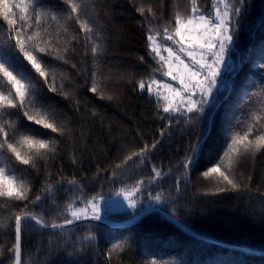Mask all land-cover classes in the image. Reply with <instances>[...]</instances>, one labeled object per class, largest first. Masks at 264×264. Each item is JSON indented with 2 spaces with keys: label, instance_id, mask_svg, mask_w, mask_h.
<instances>
[{
  "label": "trees",
  "instance_id": "obj_1",
  "mask_svg": "<svg viewBox=\"0 0 264 264\" xmlns=\"http://www.w3.org/2000/svg\"><path fill=\"white\" fill-rule=\"evenodd\" d=\"M77 2L82 5V19L100 33L103 51L95 57V65L91 41L75 21L65 22L70 8L64 0H33L35 7L58 16L44 21L49 33L45 39L61 49L69 37L78 39L70 42L67 63L41 54L51 67L50 82L55 76L57 92L49 91L31 73L22 55L16 63L32 75L36 96L55 110L57 119L70 131L61 137L19 114L21 131H43L41 138L58 140V154L47 166L38 161L39 171L8 155L0 157V166H6L8 175L14 169L25 181L30 199L41 196L36 205L27 208L21 202L0 198V264L14 263L15 215L28 211L46 225L63 222L72 219L71 211L88 201L121 191L131 192L136 206L113 211L107 220L124 222L142 209L160 207L206 237L264 252V149L233 157L230 168L226 155L232 132L243 134L250 113L264 103V0H227L241 9L233 17L237 23L232 53L239 64L218 94L215 108L203 120L195 113H165L161 103L139 87L151 77L163 78L164 64L151 49L148 36L165 41L164 28L173 33L175 12L188 15L190 0ZM215 2L197 0V7L209 15ZM141 7L143 14L137 10ZM14 13L20 27V13ZM65 26L68 33L63 31ZM8 30L0 17V42L8 40ZM92 40H97L95 33ZM17 55L12 52L13 57ZM93 71L102 81L105 96L113 95L112 100L90 91ZM61 92H67L68 98ZM237 122L240 125L234 129ZM198 141L201 149L195 163L185 168L186 158L193 155L191 147ZM145 145L148 151L144 157L122 164L127 155ZM217 163L238 188L232 189L219 174L203 175ZM118 164L122 166L117 168ZM153 169L160 177L154 176ZM48 184L53 187L51 193ZM21 242L22 264H264V254L198 239L157 211L122 229L93 221L45 229L29 220L22 224Z\"/></svg>",
  "mask_w": 264,
  "mask_h": 264
},
{
  "label": "snow or ice",
  "instance_id": "obj_2",
  "mask_svg": "<svg viewBox=\"0 0 264 264\" xmlns=\"http://www.w3.org/2000/svg\"><path fill=\"white\" fill-rule=\"evenodd\" d=\"M191 10L186 16L179 11L174 15V31L168 34V28L165 27L166 39L169 41L175 40V43L181 45L180 51L185 52L191 58L193 65L190 67L185 64L180 57L176 59L183 65V73L179 76L173 75L172 66L169 64V70L165 73L171 76L173 80H179L181 88H172L170 84H164L165 89H171V97L165 96L168 103L164 106V112H183L185 114L195 113L198 120H203L208 113L214 108L215 92L218 87V78H221L222 70L230 71L231 69L225 64L224 53L228 45L233 42L235 34L236 21L233 17L240 14L241 9L232 7L228 3H224V10L216 9L215 16H206L200 13L197 7V0H190ZM223 2V0H220ZM64 3L70 8L65 16V22L69 20L75 21L80 30L91 41V54L94 58L102 53L103 49L98 42L100 33L97 31L87 19H82L80 13L82 11L81 3L77 0H64ZM29 9L32 14L28 15ZM14 10L20 13V27H17V21L13 18ZM141 14L144 13L143 7L137 9ZM151 12V8L148 9ZM0 17L7 22L9 26L8 40L0 42V157H8L16 161L20 165L28 166L29 168L39 171L38 161H43L45 166L49 159H55L58 154V140L41 138L44 135L43 131L29 134L27 131H21L17 126V121L22 117L32 124L39 126L41 130H49L51 133H56L59 136H65L69 132L63 121L57 119L55 110L45 106L39 97L36 96V85L32 82V75L26 73L22 67H18L16 60L22 55L23 61L30 67V71L38 79H41L44 85H47L48 90L57 92L55 86V76H51V67L43 60L41 54L54 56L56 60L67 63L66 54L70 51L71 40L78 39L77 36L68 38V44L61 47L53 44L44 37L48 35V26L45 25L46 19L57 20L58 16L43 8L35 7L33 0H0ZM31 21V23H29ZM28 29L29 31H25ZM64 33H68L67 26L63 28ZM95 33L97 40H92V35ZM178 37L179 39H175ZM148 40L155 43V38L152 35L148 36ZM187 45L185 47L184 45ZM170 56L173 55L172 49H167ZM74 51V49H73ZM12 52L18 53L17 57L12 56ZM153 52L159 54L158 48H153ZM167 63V61H165ZM75 67V65H73ZM264 67V65H262ZM158 84L159 82L153 81ZM102 81L97 78V73L93 71L91 76V89L93 93H97L101 98L112 100L113 95L104 94V89L101 86ZM226 86V78H225ZM63 88V84L60 85ZM139 87L144 89L145 83L141 82ZM149 92L152 91L151 85H147ZM199 93V99L194 96ZM65 98H68L67 92H61ZM261 96L264 97V88L261 89ZM95 115V113H93ZM14 117V118H7ZM264 103L260 107L250 113V122L244 125L246 130L233 131L231 135V144L228 145L229 157L228 165L231 167L233 157L246 153L256 154L264 149ZM187 122V121H186ZM240 122H237L239 127ZM252 136L250 139L249 137ZM155 144L152 145L155 148ZM201 142L191 147L190 155L186 158L184 167H190L195 163V156L200 152ZM148 151V146L134 151L124 158L122 164L132 160L134 157L141 158ZM122 164H118L119 168ZM154 171L155 177H160L159 171ZM212 174H219L223 181L227 182L232 189H236L239 185L233 179L221 170V164L217 163L214 167L204 172L205 177ZM75 183V181H69ZM49 193L53 191L51 184L47 185ZM223 188H218L217 191H224ZM129 199V206L135 207L136 201L131 199V192L125 194ZM0 198L6 201L21 202L27 208L29 204L36 205L41 196L37 195L35 199H30L29 187L25 181L13 174L8 175L6 166H0ZM91 208L92 218L99 219L96 215L98 211L96 205L92 201H88ZM71 209V205H69ZM73 219L66 220L65 224H72L73 220H79L83 216L88 218V208H81L71 211ZM35 221L41 223L32 212L22 211L21 214L15 215V243L12 248L14 254V264H22V224L25 221ZM59 227V225H52Z\"/></svg>",
  "mask_w": 264,
  "mask_h": 264
},
{
  "label": "rangeland",
  "instance_id": "obj_3",
  "mask_svg": "<svg viewBox=\"0 0 264 264\" xmlns=\"http://www.w3.org/2000/svg\"><path fill=\"white\" fill-rule=\"evenodd\" d=\"M214 3V9L211 14L206 15L204 12H200L201 14H204L206 16H215L216 9L219 8L221 11L224 10V3H228L227 0H223V2H220V0H215ZM155 38V43L150 41L151 49L158 48L159 54L155 55L160 59L164 64V72H163V78L159 79L157 77H151L147 81L143 82L145 83L146 87L144 89H141L142 91L147 89V85H151L152 91L149 92L154 98H156L161 105L164 106L168 103V101L165 100V96L171 97L172 92L171 89H165L163 87L164 84H170L172 88H181L182 86L179 83V80H173L171 76L166 75L165 73L169 70V64L172 66L173 75L179 76L183 73V65L180 64V62L176 59L177 56L180 57V60H183L185 64H188L190 67L193 65V62L190 57L187 56L185 52L180 51L181 45L175 43V40L169 41L166 40H160L156 35H152ZM175 39H179L176 37ZM167 42V43H166ZM187 47V45H184ZM171 48L173 55L170 56V53L167 49ZM233 49V42L228 45V48L226 52L224 53V60L225 64L231 69L230 71L222 70L221 78H218V87L215 92V100L218 96V94L227 86L230 76L232 72L234 71V68L236 66V63L239 64V62H236L235 57L232 53ZM167 61V63L165 62ZM225 78H226V86H225ZM153 81L159 82L158 84L152 83ZM194 98L199 99V93H197ZM215 100L213 102H215ZM129 191H121L117 194H114L109 197H100L98 199H92L90 201L94 202L98 211L96 212V215L99 217H106L109 213L113 211H120L123 209H126L129 207V199L126 198L125 194ZM131 199L132 196L130 197ZM88 208V216H92L91 208L88 205V203L84 206L78 207L77 209L81 208ZM76 210V209H75ZM71 215V213H70ZM83 217V216H82ZM72 218V216H71ZM73 219V218H72Z\"/></svg>",
  "mask_w": 264,
  "mask_h": 264
},
{
  "label": "water",
  "instance_id": "obj_4",
  "mask_svg": "<svg viewBox=\"0 0 264 264\" xmlns=\"http://www.w3.org/2000/svg\"><path fill=\"white\" fill-rule=\"evenodd\" d=\"M153 211H157V212L161 213L162 215L165 216V218H167L168 220L174 222L181 229H183L184 231H186L187 233H189L190 235H192V236H194V237H196L198 239H201V240H204V241H207V242H210V243H214V244H220V245L227 246V247L241 249V250H244V251H247V252H252V253L255 252V253L264 254V252H262V251H258V250L251 249V248H246V247H243V246L223 243V242H219L217 240H214L212 238L206 237V236H204V235H202V234H200L198 232H195L194 230H192L191 228L186 226L184 223H182L180 220H178L174 216L163 212L160 207H149V208L142 209L138 213H136L134 216L130 217L127 221H124V222L110 221V220H107L105 217H100L99 219H95V218H92V216H88V218L81 217V219H79V220H73L72 224H65L64 223L65 221L57 222V223H53V224H48V225L43 224V223L37 224L35 221H33V222H35V224H37L38 226H41V227H43L45 229H60V228H64V227L71 226V225L78 224V223L85 222V221L98 222V223L107 225L110 228L122 229V228L127 227V226L133 224L134 222L138 221L139 219H141L147 213H150V212H153ZM52 225H59V227H52ZM21 244H22V242H21Z\"/></svg>",
  "mask_w": 264,
  "mask_h": 264
}]
</instances>
